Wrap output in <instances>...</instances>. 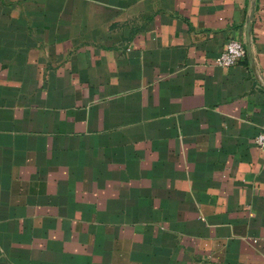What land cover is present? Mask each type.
<instances>
[{"label": "crops", "instance_id": "0c3cea01", "mask_svg": "<svg viewBox=\"0 0 264 264\" xmlns=\"http://www.w3.org/2000/svg\"><path fill=\"white\" fill-rule=\"evenodd\" d=\"M251 6L0 0V264H264Z\"/></svg>", "mask_w": 264, "mask_h": 264}, {"label": "built area", "instance_id": "2783aa9c", "mask_svg": "<svg viewBox=\"0 0 264 264\" xmlns=\"http://www.w3.org/2000/svg\"><path fill=\"white\" fill-rule=\"evenodd\" d=\"M246 48L244 43L232 38L230 39L222 52L215 58L214 63L223 67H230L236 65L245 56ZM260 130L255 138L256 144L264 149V122L259 125Z\"/></svg>", "mask_w": 264, "mask_h": 264}, {"label": "water", "instance_id": "95a60500", "mask_svg": "<svg viewBox=\"0 0 264 264\" xmlns=\"http://www.w3.org/2000/svg\"><path fill=\"white\" fill-rule=\"evenodd\" d=\"M254 12H255V0H252L251 13H250L251 19L253 18ZM247 28H248V30L251 29V23H249Z\"/></svg>", "mask_w": 264, "mask_h": 264}]
</instances>
